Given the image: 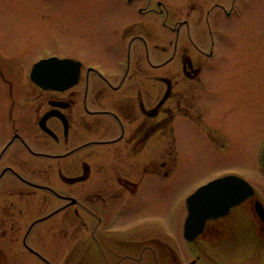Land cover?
Segmentation results:
<instances>
[{
    "label": "flooded vegetation",
    "instance_id": "obj_1",
    "mask_svg": "<svg viewBox=\"0 0 264 264\" xmlns=\"http://www.w3.org/2000/svg\"><path fill=\"white\" fill-rule=\"evenodd\" d=\"M66 1L97 9L63 11L66 40L0 66V264H264L261 138L251 174L223 166L200 185L222 181L235 202L193 238L187 197L200 186L179 185L185 131L219 157L240 146L204 118L230 94L231 78L216 72L242 0ZM75 33L99 40L103 58L70 48ZM48 58L77 67L74 82H34L32 67Z\"/></svg>",
    "mask_w": 264,
    "mask_h": 264
},
{
    "label": "rangeland",
    "instance_id": "obj_2",
    "mask_svg": "<svg viewBox=\"0 0 264 264\" xmlns=\"http://www.w3.org/2000/svg\"><path fill=\"white\" fill-rule=\"evenodd\" d=\"M228 2L232 0H223L222 4L225 6ZM76 4L73 6V2L66 0H0V48L3 49L0 54L1 58H6L0 61L2 69L12 60H7L9 53L18 52L21 56L30 57L33 47L46 44L55 38L59 42L66 40L63 11L97 9L93 4L88 8L80 4L75 7ZM241 9L243 15L227 24L231 37L228 39L229 45L221 50L225 61L222 62L220 71L216 72L221 78H231L225 84L230 87V94L226 98L219 95V92L216 99L225 104H218L220 109L215 111L214 117L204 118L217 132H222L227 127L232 137H239L240 146L236 152L231 150L228 157H219L202 146L197 132L185 131L181 142L189 162L186 159L181 171L183 181L179 185L183 186L182 190L195 183L200 186L212 176L213 171L223 166H229L231 170H246L251 174L254 169L252 156L258 154L259 139L264 142V0H242ZM88 17L95 25L100 26L97 21L99 16L94 18L87 15V19ZM89 19L88 23L91 24ZM97 36L99 39V35ZM70 41L68 43H73L69 45L70 48L75 45L85 47L81 55L87 60L100 61L103 58L102 43L99 40L97 44H93L90 38H83L75 33ZM75 42L77 44L74 45ZM22 48H26L28 53L20 51ZM14 61L10 65H16ZM15 71L13 68L9 72ZM28 72L29 64L25 63L21 67V73L27 75ZM214 106L216 107L215 103ZM179 185L167 192L168 203L179 200Z\"/></svg>",
    "mask_w": 264,
    "mask_h": 264
},
{
    "label": "water",
    "instance_id": "obj_3",
    "mask_svg": "<svg viewBox=\"0 0 264 264\" xmlns=\"http://www.w3.org/2000/svg\"><path fill=\"white\" fill-rule=\"evenodd\" d=\"M70 69H72L71 72ZM67 73H72L70 78H63V74ZM77 73V67L69 65L66 61L49 58L34 65L32 78L43 87L64 88L74 82L73 78ZM221 182L219 180L210 182L188 198L190 211L185 225L188 238L198 234L208 217L223 214L227 207L235 202L234 192L230 188L221 190Z\"/></svg>",
    "mask_w": 264,
    "mask_h": 264
}]
</instances>
